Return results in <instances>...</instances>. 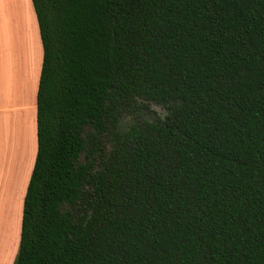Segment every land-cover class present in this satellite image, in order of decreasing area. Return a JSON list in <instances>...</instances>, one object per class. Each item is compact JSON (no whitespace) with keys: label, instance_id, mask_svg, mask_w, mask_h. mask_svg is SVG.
Here are the masks:
<instances>
[{"label":"trees","instance_id":"trees-1","mask_svg":"<svg viewBox=\"0 0 264 264\" xmlns=\"http://www.w3.org/2000/svg\"><path fill=\"white\" fill-rule=\"evenodd\" d=\"M31 2L14 264H264V0Z\"/></svg>","mask_w":264,"mask_h":264},{"label":"crops","instance_id":"crops-1","mask_svg":"<svg viewBox=\"0 0 264 264\" xmlns=\"http://www.w3.org/2000/svg\"><path fill=\"white\" fill-rule=\"evenodd\" d=\"M17 13L21 17L20 22H31V26H28L30 31L34 24L35 34L38 37L37 20L31 0H0V23H12ZM39 38L40 36L37 42ZM37 42L33 43L32 39L33 55L28 62L25 56L19 58L17 52L15 57V49L12 47L3 59L4 62L9 61L8 69L3 73L0 70V139L3 141L0 143L2 162L0 165V215L3 216L1 220L6 224L5 237L4 234L0 237L2 241L0 264H12L16 250V255L18 253L23 199L37 150L36 94L42 60L41 40L38 46ZM15 109L18 111L16 112ZM12 141L15 146H19L20 156H24L26 149L31 151L33 156L31 157L28 153L25 163L20 157L17 171L13 175V182H9L5 180L6 171L4 170L10 158L8 150ZM25 166L26 171L23 169ZM26 180L27 183L23 186L22 181L26 182ZM6 187L10 188L9 191L5 190ZM5 191L6 193L3 194Z\"/></svg>","mask_w":264,"mask_h":264},{"label":"rangeland","instance_id":"rangeland-1","mask_svg":"<svg viewBox=\"0 0 264 264\" xmlns=\"http://www.w3.org/2000/svg\"><path fill=\"white\" fill-rule=\"evenodd\" d=\"M32 8V7H31ZM20 16L19 13L16 14V19H14L12 21V23H0V70H2L1 72L3 73L4 71L6 72V69H8L9 67V61L6 60L4 62V56L8 55V53L12 50V47H14L13 49H15V57H17V53H19L18 57L22 58L23 56L26 57L27 62L30 60L31 55H33V46H32V39H33V43H35V41L37 42V37L35 34V27L33 24V28L30 31L28 29V26H31V22L29 23H22L20 22ZM10 22V21H9ZM35 23V22H34ZM32 35V38H31ZM40 42V38L38 39ZM39 42H37V46L39 44ZM40 47H41V43H40ZM14 68V66H13ZM17 106V105H15ZM150 110L149 111H153V113L155 115H160V116H164L166 114V109L161 105V104H157V103H150L149 105ZM15 111L17 112L18 110L15 109ZM147 111V110H146ZM142 114H144L142 112ZM0 143H3L2 139H0ZM9 155L10 158L7 161V166H6V171L5 172V180H8L9 182H13V175L15 173V171H17V167H18V163L20 161V157L23 158V162L25 163V161L27 160V156L28 153H30L31 151H29L28 149H26L24 156H20L19 153V146H15L14 145V141H12L11 146L9 148ZM31 157L33 156L32 153ZM9 156H7L8 158ZM1 159V157H0ZM2 164L1 160H0V165ZM26 165V164H25ZM26 171V166L23 168ZM26 174V173H25ZM3 175V174H2ZM15 178V177H14ZM20 181V180H19ZM23 186L24 184L26 185L25 181H22ZM9 187L5 188L6 191H9ZM3 192V194L6 193ZM1 213V212H0ZM1 217H3L2 215H0V237L2 236V234L5 233L6 230V224L5 221L1 220ZM5 237V234H4ZM1 240H0V245H1ZM18 245H17V241H16V249H17ZM17 252V250H16ZM15 252V255L13 257V263L14 264V258L17 257Z\"/></svg>","mask_w":264,"mask_h":264}]
</instances>
